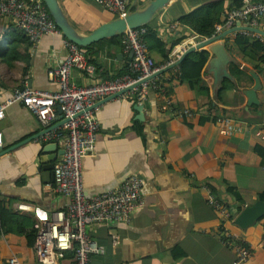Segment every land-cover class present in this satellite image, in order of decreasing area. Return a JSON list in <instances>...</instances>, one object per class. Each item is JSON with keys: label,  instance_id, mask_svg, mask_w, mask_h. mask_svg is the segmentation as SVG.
Listing matches in <instances>:
<instances>
[{"label": "crops", "instance_id": "0c3cea01", "mask_svg": "<svg viewBox=\"0 0 264 264\" xmlns=\"http://www.w3.org/2000/svg\"><path fill=\"white\" fill-rule=\"evenodd\" d=\"M219 1L223 17L234 0H171L149 24L167 49L174 51L188 39H202L182 18L209 15L211 8L201 6ZM58 3L81 34L113 19V14L93 0ZM137 3L141 4V0ZM172 24L176 27L168 30ZM246 24L236 22L232 27L238 30L220 39L234 59L226 65L232 80L224 77L219 85L228 80L232 86L222 91L220 101L215 96L219 86H213V76L206 65L201 73L206 90L193 89L173 67L167 66L161 69L160 76L171 103L158 91L150 90L142 102L135 93L125 92L98 105L96 115L101 127L97 142L82 159L85 193L113 189L132 173L140 174L144 184L142 205L132 214L130 224L109 221L89 225L90 236L103 245L102 252L92 255L91 264H232L235 252L222 242L221 221L206 203L205 194L212 191L232 212L239 206L242 209L264 201L260 197L264 195V140L254 135L255 129L264 128V46L258 33L243 29ZM65 38L63 34H46L32 44L15 27L12 17L0 15V99L9 97L25 82L32 88L57 90L58 83L48 71L65 59ZM91 45L85 52L95 65V77L74 69L77 84L125 73L132 57L124 50L122 38L120 42L104 40ZM149 53L157 64H162L156 47ZM233 67L242 70L238 75L241 80L233 74ZM250 71L257 74L261 87L256 92L258 103L247 105L243 90L254 85ZM139 104L143 105V120L136 118L135 105ZM184 109L191 115H179ZM59 114L56 106L55 117L45 126L22 103L15 102L0 120V202L15 215L6 217L8 225L2 224L0 217V264H6L12 255L21 264H48L38 260L35 240L29 244L25 232L34 228L37 219L50 217L51 212L68 204L67 196L48 189L52 180L46 181L38 169L42 146L57 142L58 148H63V143L28 138L56 126ZM224 116L241 121L246 130L228 134L217 122ZM17 203L29 207L21 210ZM227 227L252 249V256L241 264H264V212L246 227L235 223H227ZM112 237L117 241L113 242ZM71 251L56 257V263L70 264Z\"/></svg>", "mask_w": 264, "mask_h": 264}, {"label": "built area", "instance_id": "2783aa9c", "mask_svg": "<svg viewBox=\"0 0 264 264\" xmlns=\"http://www.w3.org/2000/svg\"><path fill=\"white\" fill-rule=\"evenodd\" d=\"M93 1L116 17L124 16L130 7V0ZM0 15L12 17L15 27L32 44L37 43L43 35L62 34L43 0H0ZM238 21L264 30V0H241L239 6L226 10L222 22L214 26L211 36L231 28ZM175 27L176 24H172L168 30ZM146 34L147 27L144 25L127 28L122 33V42L124 50L132 52V58L127 62L125 73L85 85L77 84L72 72L77 69L94 78L95 65L88 59L83 47L65 38V59L48 71L49 77L58 83L57 90L32 88L25 82L22 87L15 88L9 97L0 99V120L4 118L6 109L15 102L22 103L45 126H49L51 119L55 117L56 106L60 108L62 117L67 119L60 128L53 127L38 137L40 141L60 140L63 143L64 152L54 163L53 180L47 187L69 198L65 208L54 210L50 217L37 219L34 223L35 251L38 260L43 263L57 264L56 257L73 250L74 258L70 264H91L92 255L102 252L103 245L90 236L89 225L109 221L130 224L132 214L142 205L144 179L138 173L130 174L113 189L87 195L83 186L82 159L94 150L101 127L96 115V102L139 82L127 91L135 93L138 101H144L150 90H156L171 103L167 87L161 80V69L170 66L178 71L177 61L181 56L205 39L186 40L174 51H169L165 62L157 64L149 53ZM257 36L264 46V36ZM261 63L264 65V57ZM179 115L189 116L191 111L184 109ZM217 122L225 127L228 134L246 130L241 121L231 117H218ZM254 135L264 140V128L255 129ZM1 147L0 129V149ZM205 201L221 221L219 232L222 242L231 246L235 252L232 264L247 261L252 256L250 245L227 227V223H234L235 219L231 208L212 191L206 192ZM16 207L26 210L29 206L17 203ZM112 238L113 242L117 241L116 237ZM6 264L21 262L12 255Z\"/></svg>", "mask_w": 264, "mask_h": 264}, {"label": "water", "instance_id": "95a60500", "mask_svg": "<svg viewBox=\"0 0 264 264\" xmlns=\"http://www.w3.org/2000/svg\"><path fill=\"white\" fill-rule=\"evenodd\" d=\"M170 1L171 0H145V2L142 5H140L137 3L139 2V0H133L132 3L130 4L128 12L124 16L113 18L107 22L98 25L88 34H81L69 22L61 6L59 5L58 0H43L54 22L61 29L62 34L67 39L73 41L74 43H76L81 47H86L91 43L97 42L104 38L120 35L127 28L138 27L149 23L150 20L159 11L164 9L170 3ZM132 6H135L133 10H131ZM243 29L253 31L255 33L264 36V31L258 28L250 27L246 25ZM236 30L238 29H236L235 27H231L229 29L222 31L219 34H216L215 36H211L203 39L202 41L198 42L195 46L190 47L181 56V58L177 61V63H180L185 58L186 55L193 52L194 50L207 47V50L210 53V57L206 63V67L212 73L213 86L215 88L219 86L221 80L224 77L230 79L231 81L232 76L228 72L226 65L231 61L233 62L234 59L227 50L225 41L220 39ZM130 56L132 57L131 51H130ZM250 74L254 79V85L249 89L243 90V93L247 98V105L258 103L256 92L261 87V82L257 74L253 71H250ZM137 84H139V82L121 90L120 92H117L115 94L103 98L102 100L96 102L95 105L98 106L101 103L111 98L117 97L131 90ZM221 86H219L216 89V92ZM135 108L138 110V114L136 115V118L143 120L144 119L143 105L142 104L135 105ZM58 111L60 112L59 114L60 120L58 121L56 126L62 125L67 120L66 118L62 117L59 107H58ZM56 126H52L43 130L42 132H38L30 136L28 140L37 138L44 132ZM41 151L43 153V156H40L39 161L41 162V165L38 167V169L42 170L43 172L42 175L46 177L47 179L46 181H49V179L53 180L54 163L57 157L63 154L64 149L58 148L57 142H48L42 146ZM0 154L2 153L0 152ZM233 212L234 214H236L237 208H234ZM263 212H264V201L258 200L252 205L244 206L235 216L234 223L240 227H246L248 224H251L258 216L262 215Z\"/></svg>", "mask_w": 264, "mask_h": 264}, {"label": "trees", "instance_id": "16d2710c", "mask_svg": "<svg viewBox=\"0 0 264 264\" xmlns=\"http://www.w3.org/2000/svg\"><path fill=\"white\" fill-rule=\"evenodd\" d=\"M221 1L219 2H211V3H207L202 5L201 7L204 8H211L212 13L206 16H202L199 19L196 18H191L188 16H185L184 18H182V21L186 24H188L193 31H195V33H197L198 35L202 36V37H210L213 34V30H214V26L215 23H220L222 22V14L220 13V8L219 6H221L220 4ZM241 4V0H234L233 5H231L230 8L235 7V6H239ZM135 6H132L131 10L134 9ZM229 9V8H228ZM189 15V14H188ZM113 18H116L115 15H112ZM144 26L147 27V34L145 36L147 44H148V49L150 50V48L152 47H156L159 52L161 53L162 56V62H165L168 58V53L169 50L166 47V43L157 36V33L155 32L154 29L151 28L150 24L147 23ZM122 38V34L120 35H116L113 37H108V38H104L101 39L99 41H114V42H120ZM183 37L179 38L178 41L180 42V40ZM98 42V41H97ZM95 43V42H94ZM178 43L177 41H174L173 44ZM93 44V43H92ZM86 51H88L89 49L92 48V45L90 44L89 46L83 47ZM88 56V55H87ZM210 53L208 52V50L206 49H198V50H194L193 52L189 53L188 55L185 56V58L179 63L178 65V77L180 79H184L187 80L191 87L193 89L197 88V89H202V90H206V86L202 84V80H201V73L203 71V68L205 67L208 59H209ZM237 69H234V67L232 68V72L233 74L236 75V77L241 80V77L238 76L240 75V73H242V70L238 69V67H236ZM123 73H120L119 75H121ZM232 83L229 82L228 80H225L222 83V86L217 90L216 92V98H219V101L221 100V93L224 89H226L227 87H231ZM263 158V163H264V153L262 155ZM261 199L264 200V195L260 196ZM238 210H241V206L237 207ZM13 212L7 208L4 207L3 202H0V217H1V222L2 224H6L8 225V221L7 219L9 218H13L15 217V215L13 216ZM6 217H8L6 219ZM10 221V220H9ZM23 228H25L23 226ZM26 229V228H25ZM19 231L21 229H18ZM7 231V230H5ZM26 237H27V241L29 244L33 243L35 240V229H26ZM69 256H73L72 259L74 258V251H71V253L68 254Z\"/></svg>", "mask_w": 264, "mask_h": 264}, {"label": "rangeland", "instance_id": "374dc122", "mask_svg": "<svg viewBox=\"0 0 264 264\" xmlns=\"http://www.w3.org/2000/svg\"><path fill=\"white\" fill-rule=\"evenodd\" d=\"M144 2H145V0H141V4H140V5H142ZM237 210H238V209H237Z\"/></svg>", "mask_w": 264, "mask_h": 264}]
</instances>
